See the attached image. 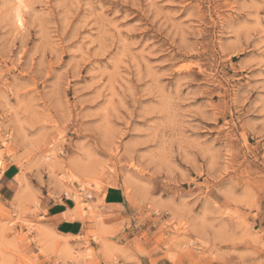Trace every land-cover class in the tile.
<instances>
[{"label":"rangeland","instance_id":"obj_1","mask_svg":"<svg viewBox=\"0 0 264 264\" xmlns=\"http://www.w3.org/2000/svg\"><path fill=\"white\" fill-rule=\"evenodd\" d=\"M0 159V264H264V0H0Z\"/></svg>","mask_w":264,"mask_h":264},{"label":"crops","instance_id":"obj_2","mask_svg":"<svg viewBox=\"0 0 264 264\" xmlns=\"http://www.w3.org/2000/svg\"><path fill=\"white\" fill-rule=\"evenodd\" d=\"M19 174V165L11 163L0 172V202H11L16 197L18 182L17 176ZM113 189H106L102 195L101 200L106 206L116 207L120 206L124 201V192L117 187ZM45 224L54 230V232L66 238L78 237L83 235L90 227L87 221V215L80 209L69 196L62 197L55 200L46 206ZM60 242V241H59ZM58 245H60L58 243ZM104 256H107L104 254ZM106 264H116L115 262H107ZM118 264H154L149 256H133L128 253L122 258L119 257ZM161 264V263H157Z\"/></svg>","mask_w":264,"mask_h":264},{"label":"bare ground","instance_id":"obj_3","mask_svg":"<svg viewBox=\"0 0 264 264\" xmlns=\"http://www.w3.org/2000/svg\"><path fill=\"white\" fill-rule=\"evenodd\" d=\"M47 155V154H46ZM51 157V156H50ZM49 158V157H48ZM50 159V158H49ZM1 160V159H0ZM51 164H52V162H51ZM50 165V164H49ZM87 165V164H86ZM0 166H1V161H0ZM51 166V165H50ZM64 186V185H63ZM108 227V226H107ZM3 230V229H2ZM54 242V241H53Z\"/></svg>","mask_w":264,"mask_h":264}]
</instances>
